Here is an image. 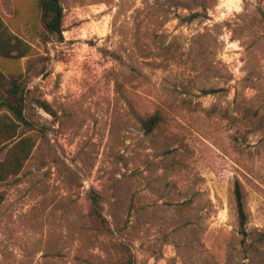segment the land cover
I'll return each instance as SVG.
<instances>
[{
    "label": "rangeland",
    "instance_id": "obj_1",
    "mask_svg": "<svg viewBox=\"0 0 264 264\" xmlns=\"http://www.w3.org/2000/svg\"><path fill=\"white\" fill-rule=\"evenodd\" d=\"M59 5L45 41L38 0H0L31 48L0 73L53 112L33 107L32 154L0 182V264H264V0Z\"/></svg>",
    "mask_w": 264,
    "mask_h": 264
},
{
    "label": "trees",
    "instance_id": "obj_2",
    "mask_svg": "<svg viewBox=\"0 0 264 264\" xmlns=\"http://www.w3.org/2000/svg\"><path fill=\"white\" fill-rule=\"evenodd\" d=\"M40 20L44 29V39L51 37L61 39L62 33V9L59 0H38ZM197 13L191 14L184 20L192 22L199 18ZM31 53V48L25 42L9 32L0 18V57L4 59L21 60ZM6 78L0 73V108L6 110V114L0 116V149L8 148L5 158L0 162V182L13 175H17L25 162L30 158L35 147L31 137L20 136L19 129L25 127L34 129L36 122L33 119V107H37L48 114H53L50 106L44 100L31 96L26 90L24 78ZM205 94H213L216 91H205ZM163 123V118L158 112L145 114L141 121V128L145 135L152 134ZM233 200L236 208L238 231L241 243L244 245L248 236L246 225L248 217L245 211V192L239 181L234 183ZM1 202V198H0ZM91 214L99 221L105 223L95 200L91 204ZM126 264H133L130 257Z\"/></svg>",
    "mask_w": 264,
    "mask_h": 264
}]
</instances>
